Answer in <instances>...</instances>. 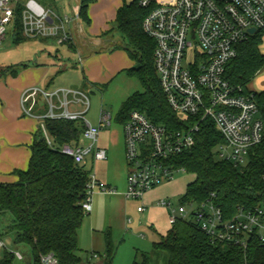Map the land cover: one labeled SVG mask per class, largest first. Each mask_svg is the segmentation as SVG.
Returning <instances> with one entry per match:
<instances>
[{
	"label": "built area",
	"instance_id": "2783aa9c",
	"mask_svg": "<svg viewBox=\"0 0 264 264\" xmlns=\"http://www.w3.org/2000/svg\"><path fill=\"white\" fill-rule=\"evenodd\" d=\"M131 1L145 11L142 31L154 42L153 65L166 103L184 122L181 130L170 131L132 112L122 127L128 167L125 198L139 201L136 211L143 213L146 193L173 180L176 172H185L176 168L173 160L194 146L201 123H210L222 138L215 150L216 158L235 166L244 165L249 151L264 139V122L253 96L234 90L224 77L237 47L257 33L264 35V0ZM16 9L12 0H0V46L10 27L16 26V19L25 39L52 38L57 45L72 43L68 17H57L35 0H26L18 15ZM82 61L78 57V63ZM20 107L24 117L37 122L47 146L75 164L94 165L106 160V150L98 145V139L100 131L111 125L112 117L101 110L97 127L92 126L85 118L90 101L81 91L29 87L20 95ZM45 120L82 125L77 144L57 146L45 129ZM95 193L113 196L116 189L99 182L91 172L82 203L85 213L91 211ZM154 205L166 212L170 226L181 220L192 221L211 243L244 246L254 231L264 243V211L260 209L240 210L231 220H224L221 210L210 201L179 202L174 206L161 199ZM13 254L22 259L20 253ZM40 262L58 264L53 254L42 256Z\"/></svg>",
	"mask_w": 264,
	"mask_h": 264
},
{
	"label": "trees",
	"instance_id": "16d2710c",
	"mask_svg": "<svg viewBox=\"0 0 264 264\" xmlns=\"http://www.w3.org/2000/svg\"><path fill=\"white\" fill-rule=\"evenodd\" d=\"M92 1L81 0L78 9V17L85 26L91 23L88 6ZM122 1L114 24L126 39L123 50L132 62L124 72L139 82L142 92L133 93L122 103L114 122L123 127L132 112H139L154 125L181 130L184 122L166 103L154 69V42L142 31L145 11L135 1ZM21 9L18 4L17 15ZM19 26L16 19L15 28ZM261 37L257 33L237 47V55L226 65L224 77L234 90L253 96L258 116L264 122V92L249 88L264 69V54L259 50ZM26 40L20 33L13 42ZM20 67L7 68L1 75L15 76ZM44 125L57 146L77 144L83 131L77 122L45 120ZM221 142L210 123H201L194 146L174 158L176 168H183L194 177L180 203L210 201L221 210L224 220H231L240 210L264 211V139L249 151L242 166L216 158L215 150ZM91 172V165H77L47 146L41 130L36 128L28 168L14 172L15 182L0 184V215L12 217L11 229L5 233L13 234L15 245L30 249V264H41V257L47 254H53L58 264L81 263L78 231L87 214L82 203ZM245 243H211L195 223L181 220L152 246L155 252L166 254V264H264V243L258 232L249 234ZM112 257L108 243L103 264H111ZM14 260V254L5 251L0 264H13ZM148 260L147 255H142L140 262L135 258L132 264H148Z\"/></svg>",
	"mask_w": 264,
	"mask_h": 264
},
{
	"label": "rangeland",
	"instance_id": "374dc122",
	"mask_svg": "<svg viewBox=\"0 0 264 264\" xmlns=\"http://www.w3.org/2000/svg\"><path fill=\"white\" fill-rule=\"evenodd\" d=\"M25 1L12 0L13 4H20L22 7ZM35 1L42 7L45 3H54L58 9L60 7L62 9L65 2V0ZM126 2L129 3L130 0ZM65 5L67 6L66 3ZM66 9L67 16L70 17L71 11ZM79 25L84 44L91 51H95L94 56L97 57L92 65L88 63L85 68L80 66L76 52L67 44L57 45L52 38L30 39L16 44L13 40L16 34L21 33L20 26L10 27L6 41L0 46V91L14 92L10 75H1L5 69L26 65L31 69H39L40 75L44 76L43 81L35 87L44 89L51 79L49 90L61 87L84 93L90 101V109L85 118L92 126L97 127L101 110L110 113L112 123L104 130L106 132L99 136L100 139L103 135L107 136L109 140L107 162L98 164L97 172L107 177L100 179L99 182L115 188L116 194L109 196L95 193L92 196V211L85 214L78 231L80 264H103L108 243L113 256L111 264H132L135 258L140 262L142 255L149 257L148 264H166V254L155 252L152 244L167 233L170 225L166 212L154 204L165 199L176 206L185 196L186 186L194 177L187 172H176L173 180L150 190L143 198V203L147 205L143 213L136 211L140 205L139 201L126 200L128 167L124 156L122 126L116 124L114 118L122 103L133 93L142 92V87L137 80L129 78L122 70L114 73L105 83L101 80H97V84H90L87 81L83 83L84 74L87 76V72L99 76L106 73L108 67L127 63L129 59L123 50L127 45L126 39L116 30L114 22L108 25L109 32L101 36L91 35L82 22ZM105 41L109 42L108 45L104 43ZM259 50L264 54V35L261 37ZM81 58L86 59V54L83 53ZM21 71L18 70L17 76ZM249 88L256 92L264 91V69L252 80ZM21 116L29 119L22 113ZM11 222L12 217L9 214L0 215V241L4 246L0 248V260L5 251L18 252L22 259L15 258L13 264H30L32 260L30 249L24 245H15L12 241L13 234L5 233L11 229ZM93 255L97 258H93Z\"/></svg>",
	"mask_w": 264,
	"mask_h": 264
},
{
	"label": "crops",
	"instance_id": "0c3cea01",
	"mask_svg": "<svg viewBox=\"0 0 264 264\" xmlns=\"http://www.w3.org/2000/svg\"><path fill=\"white\" fill-rule=\"evenodd\" d=\"M80 2L81 0H65L62 9L61 7L58 9L54 3H45L44 7L59 18L68 17L66 8L71 11V15L68 18L71 20L69 31L73 41L72 45H67L72 51L76 52L77 62L78 57H81L83 53L86 54V59H84L81 64L79 63L82 68H85L88 63L92 65L97 57L94 56L96 52L91 51L90 48L84 44L82 30L79 25L82 21L78 17ZM122 2V0H93L90 2L88 6V16L91 23L89 26H86V30L93 36L107 34L109 32L108 25L115 22L117 11L122 6ZM104 43L108 45L109 42L105 41ZM131 66L132 62L129 60L127 63L123 62L120 65L108 67L106 73L99 76L95 75L93 72H87V76L84 74L83 83L87 81L90 84H97V80H101L102 83H105L114 73H117L119 70L125 71ZM90 67L92 68V66ZM35 68L39 67L35 66ZM19 69L22 70L19 76H17V74L15 76L10 75V81L14 87V92L0 91V184L15 182L16 176L13 175V173L15 171H25L28 168L30 146L37 128L36 121L25 119L21 116L20 92L27 89V87L38 85L43 81L44 76L40 75L39 69H31L26 65ZM51 83L52 80L50 79L45 88L48 89ZM104 132L106 131L101 130L99 136L104 134ZM98 145L106 150V160L90 165L93 175L99 181L102 178L107 179V177H103L97 172V165L107 162V151L109 146L107 136L105 137L103 135L102 139L99 138ZM89 163L87 162L86 165L90 166Z\"/></svg>",
	"mask_w": 264,
	"mask_h": 264
},
{
	"label": "water",
	"instance_id": "95a60500",
	"mask_svg": "<svg viewBox=\"0 0 264 264\" xmlns=\"http://www.w3.org/2000/svg\"><path fill=\"white\" fill-rule=\"evenodd\" d=\"M250 33L253 34L254 33V30H250Z\"/></svg>",
	"mask_w": 264,
	"mask_h": 264
}]
</instances>
